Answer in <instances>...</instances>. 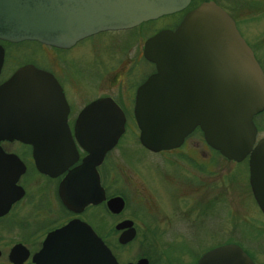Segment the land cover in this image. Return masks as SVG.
I'll return each mask as SVG.
<instances>
[{"label": "water", "instance_id": "water-1", "mask_svg": "<svg viewBox=\"0 0 264 264\" xmlns=\"http://www.w3.org/2000/svg\"><path fill=\"white\" fill-rule=\"evenodd\" d=\"M189 1L0 0V40H35L67 48L99 31L127 29L182 10ZM142 56L154 65V72L134 93L132 116L139 143L152 152L170 150L197 127L204 142L225 160L246 159L250 192L264 216V135L257 136L252 120L264 109V74L231 16L213 0L202 1L185 12L174 29H161L147 37ZM0 100L5 107L0 111V140L31 143L38 170L49 175L75 160L76 149L65 122L67 105L51 74L30 64L19 67L0 85ZM124 124L122 109L108 96L90 101L79 111L74 130L86 155L61 185L76 179L80 204L104 199L94 167L114 146ZM51 130L64 134L49 137L45 131ZM63 201L73 208L70 197ZM106 206L116 212L123 202L113 197ZM81 226L87 242L101 244L88 225ZM132 232L129 228L119 241L128 240ZM17 251V245L9 251L14 263ZM213 262L253 264L231 242L206 251L197 264Z\"/></svg>", "mask_w": 264, "mask_h": 264}, {"label": "flooded vegetation", "instance_id": "flooded-vegetation-1", "mask_svg": "<svg viewBox=\"0 0 264 264\" xmlns=\"http://www.w3.org/2000/svg\"><path fill=\"white\" fill-rule=\"evenodd\" d=\"M202 1L205 0H190L188 5L182 10L159 16L153 20L143 21L127 29L96 32L78 40L67 48L45 45L35 40H21L18 42L0 40V85L16 69L25 64H30L51 74L64 96L67 105L65 122L68 134L76 149V158L71 164L57 174L49 175L38 170L33 154L34 146L31 143L15 138L0 140V264H197L202 254L213 247L221 245V243L204 245V243L197 242L162 241V217L160 223L154 220L160 210L154 204L153 197L148 192L146 185L136 175L141 173L140 169L134 166L132 161L129 163L133 166L131 171L134 170V173L128 171L129 173L124 174L125 169L118 167L117 157L114 154V150L119 146L125 133L127 109L123 110L121 108L125 115L123 133L114 146L104 153L101 162L94 167L98 177V184L104 193V199L97 203L80 204L81 199L78 193L81 188L77 180L71 179L67 185H61L65 181L66 176L76 172L83 157L86 155V151L76 141V132L74 130V122L79 111L90 101L105 96L110 97L117 105L119 103L123 104V100H120V98L105 94H98L88 101H84L85 91L83 90L85 87L84 85L82 86V80L86 75V62L83 60L75 61L71 57L69 59L63 58V54L85 40H96L101 45L104 42L106 46L112 45L111 42L116 41L115 38L106 39L107 37H104L112 33L126 32L131 35L129 38L131 39L139 33V29L143 24L161 18H166L167 22L145 36L140 48H137L133 53L134 58H141L140 60L144 63L145 68L140 71L136 70L138 71L136 73L138 76L131 82H129V79H125L129 83L127 86L129 94L123 96V98L126 104L131 105L130 121L135 128L132 133H135V141L139 147L145 149L151 155L178 150L186 143L187 139L195 136V141L199 145L190 147L194 156L186 153L183 157L186 161L185 165L191 167V170L194 171L193 174L191 173L187 176L189 179L186 180L200 181V175L205 174L206 177L212 175L214 155L217 151L204 142L202 133L197 127L184 138L179 147L152 152L139 143L138 130L132 116L135 89L148 75L154 72V65L142 56L144 40L161 29H174L184 13ZM26 42L33 43L45 50L47 49L48 53L46 51L45 53L36 51L34 54H29L32 56L26 57L28 55H25L24 49H17L22 43ZM249 47L264 74V37L258 41L259 53L255 52L252 45ZM54 51H56V54L52 53ZM106 51L109 52L108 59L112 61L111 65L114 66L115 57L113 51L110 48L106 49ZM58 52L63 54L59 55ZM104 60L106 58L97 60L94 58V61L99 66L105 65L106 61ZM96 70V73H101L100 70ZM109 70L108 82L110 81L109 83L113 84L121 68L116 71L113 68ZM120 73L123 75L124 71L122 70ZM128 73H130L129 70ZM66 83L71 84L70 92L66 89ZM3 109L5 107L0 103V111ZM252 120L258 134L259 129L255 121L259 125L264 123V109L253 115ZM35 132L39 134V131ZM45 134L49 137H56L64 133L51 130L45 131ZM49 141L54 142V139L50 138ZM49 148H52V146H49ZM217 155L220 156L218 153ZM44 157L47 159L53 158L52 155H41V158ZM191 160L193 161L192 163L190 162ZM158 168L153 166L152 173L155 175V179L157 177L160 181L162 191V177L165 174L162 171L154 174V170ZM117 170L120 173L123 172L129 192H125V189L120 187ZM202 184L209 187V184L211 186V181L209 183L208 179H206V181L203 180ZM69 197L74 201L73 208L68 207L63 201V199ZM113 197H120L123 202L122 208L116 212L106 206V201ZM124 221H130V226L120 225ZM69 224L71 226L70 231L66 232L65 227ZM81 224L89 226L95 237L99 239L100 245L92 239V241H86V232H83L84 227ZM129 228L133 229L130 238L120 242V236ZM15 245L18 246V251L13 255L14 263L9 259L8 255L10 249ZM247 255L253 264H264L259 259L249 254Z\"/></svg>", "mask_w": 264, "mask_h": 264}, {"label": "rangeland", "instance_id": "rangeland-1", "mask_svg": "<svg viewBox=\"0 0 264 264\" xmlns=\"http://www.w3.org/2000/svg\"><path fill=\"white\" fill-rule=\"evenodd\" d=\"M215 1L233 18L238 32L246 43L252 45L255 52L259 53L258 41L264 37V0ZM165 22L167 19L161 18L145 23L139 29V33L131 39H129L131 35L126 32L105 35L106 39L115 38L116 41H112V45L106 46L104 42L101 45L96 40H85L65 54L61 52L58 54H63V58L71 57L75 61L86 62V75L82 80V86L85 87L84 101L98 94L113 95L123 100V104L118 105L123 110L127 109L126 128L114 154L117 157L118 167L125 169L124 174L134 171H131L133 166L129 163L132 161L134 166L140 169L142 174H135L146 185L154 204L160 210L154 220L160 223L162 217V241L197 242L204 245L231 242L240 245L247 254L264 263V216L250 192L246 160L228 161L218 156L216 152L212 175L207 177L205 174L200 175V181H187L186 179H189L187 176L194 171L185 165L186 161L183 157L186 153L194 156L190 147L199 145L195 141V136L187 139L178 150L156 155H151L140 148L135 141V133H132L135 128L130 121L131 105L126 104L123 98L129 94L127 91L129 83L125 79L131 82L138 76L136 70L145 68L141 58H134L133 53L140 48L145 36ZM105 48L113 51L114 66L111 65L112 61L108 59L109 52ZM17 49H24L25 55H28L26 57L32 56L29 54H34L36 51L47 52V49L27 42L22 43ZM52 53L56 54V51ZM94 58L96 60L106 58L105 65L99 66ZM110 68L115 71L121 68L120 72L124 71L123 75L117 73L113 84L108 82ZM96 69L101 73H96ZM66 85V89L70 92L71 84L66 83ZM262 135H264V123L257 136ZM153 166L159 167L154 170V174L160 171L165 174L162 177V191L160 181L157 177L155 179L152 173ZM117 174L120 187L124 188L125 192H129L123 172L117 170ZM206 179L209 183L211 181V186L210 184L209 187L203 186L202 182Z\"/></svg>", "mask_w": 264, "mask_h": 264}, {"label": "trees", "instance_id": "trees-1", "mask_svg": "<svg viewBox=\"0 0 264 264\" xmlns=\"http://www.w3.org/2000/svg\"><path fill=\"white\" fill-rule=\"evenodd\" d=\"M213 1H215V0H213ZM216 2V1H215ZM217 3V2H216ZM255 124H256V126H257V128L258 129H261V125H259V123L257 122V121H255ZM216 153V152H215ZM217 154V153H216Z\"/></svg>", "mask_w": 264, "mask_h": 264}]
</instances>
